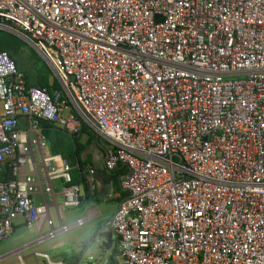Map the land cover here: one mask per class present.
Wrapping results in <instances>:
<instances>
[{
	"label": "built area",
	"instance_id": "obj_1",
	"mask_svg": "<svg viewBox=\"0 0 264 264\" xmlns=\"http://www.w3.org/2000/svg\"><path fill=\"white\" fill-rule=\"evenodd\" d=\"M0 30L62 89L27 88L0 51V241L20 217L40 228L32 197L53 180L81 204L69 160L36 135L45 120L86 126L108 143L105 169L125 168L113 264H264V0H0Z\"/></svg>",
	"mask_w": 264,
	"mask_h": 264
},
{
	"label": "crops",
	"instance_id": "obj_2",
	"mask_svg": "<svg viewBox=\"0 0 264 264\" xmlns=\"http://www.w3.org/2000/svg\"><path fill=\"white\" fill-rule=\"evenodd\" d=\"M35 69V65H33L32 74H35ZM21 70L26 72L29 69L26 65H24L22 66ZM18 128L21 131H28V123L26 121V118L20 119ZM36 135L39 136V134L37 133ZM28 140L30 142L32 150L35 149V135L29 134ZM82 141H85V137H83ZM107 145L108 143L105 139L96 135L95 141L87 145L82 151V168L78 169L76 164L75 166H71L72 180L75 182V184L80 186L81 204L79 206L67 207L62 204L63 197L61 196V189L64 184L61 180L58 179L52 181V195L46 190L33 195L32 198L35 205H41L44 201L46 202V217L42 221L39 229L35 225H33L34 227L28 226L25 219L22 217L17 218L13 221V232H18V235L15 238L21 237L20 240H22L23 243L21 242L20 245H18V247L14 250L10 249L3 252L1 251L0 264H20L19 258H22L24 262L29 258H33L34 264H36L35 259L38 262L41 260V262L46 263V259L38 256L40 254L47 256L48 259L54 262H62L63 264H84L82 263V256L88 251L85 252L81 250V241L72 240L69 241L66 246L59 245L62 242L54 243V241L56 240V238L62 237L65 233H69L71 229L81 227L85 223L90 226L86 231L88 232V234L82 236L91 237L96 229L100 227V225L108 224L112 219L116 211L117 203L122 200L125 195L124 190L120 186V179L121 176L125 173V168L121 165H118L112 170L105 169L104 160ZM89 169L93 171L91 176V183L93 186L92 190L89 189V184L85 180V176L88 173ZM81 179L83 180L82 182L80 181ZM85 187L87 188L89 195L92 196L91 199H87L85 194ZM60 207L65 208L66 211L61 212ZM80 210H82L81 215L79 214ZM51 211H53L52 214ZM78 220H82V223L77 224ZM60 224L68 226V230L59 231ZM44 225L46 228V232L44 235H42L41 232ZM24 227L26 229H24ZM32 228L38 231V236H35L33 232H29ZM52 229L56 230V234L53 237H50L49 234ZM12 239H6L8 240V242L5 243V245L3 244V246L12 245L13 247L14 245L12 244V241H10ZM46 242L51 243L50 245H46ZM70 243L73 245L72 248L71 246H69ZM65 247L66 249L71 248V251L67 252ZM30 250H32L33 252L26 254L25 257L23 255H20L23 251ZM101 251L104 250L102 249ZM112 253V251H109V255H111ZM13 256H16V261L11 260L6 262V260L12 258ZM74 256L75 258L69 261V259L73 258ZM111 256L113 257V259H115V253ZM39 258L41 259L39 260ZM89 258L91 259L92 255H90Z\"/></svg>",
	"mask_w": 264,
	"mask_h": 264
},
{
	"label": "trees",
	"instance_id": "obj_3",
	"mask_svg": "<svg viewBox=\"0 0 264 264\" xmlns=\"http://www.w3.org/2000/svg\"><path fill=\"white\" fill-rule=\"evenodd\" d=\"M11 36V33L0 30V51L8 52L16 67L21 70L25 63L20 60L19 49L16 46L15 41L12 40ZM35 68V74H32L33 71L30 70L26 72L21 70L24 74L27 88L35 87L43 89L50 96L55 90L62 91L61 86L54 77L52 71H50L47 66H42L39 62V66L35 65ZM38 134L39 137L44 141L49 154H60L69 160L71 166H75L76 164L78 169L82 168L83 165V160L81 158L82 151L87 145L91 144L96 139L95 133L86 126L82 128V132L80 134H72L67 131L55 128L52 124L45 120L40 121ZM83 137H85V141H82ZM10 178V167L8 165H4L0 171V181H7ZM80 181L82 182L83 180L81 179ZM73 183L75 182L73 181ZM85 194L87 199L92 198V196L89 195L86 187ZM84 245L85 244H83V246ZM114 251L115 249L113 248L112 254H114ZM111 255L108 264H113L115 262ZM74 258L75 256L70 258L69 261H71V259L73 260Z\"/></svg>",
	"mask_w": 264,
	"mask_h": 264
},
{
	"label": "rangeland",
	"instance_id": "obj_4",
	"mask_svg": "<svg viewBox=\"0 0 264 264\" xmlns=\"http://www.w3.org/2000/svg\"><path fill=\"white\" fill-rule=\"evenodd\" d=\"M11 38H12V40L15 41L16 46L19 49V58H20V60H22V62L25 63V65L28 67V69L30 71H32L33 65H38L39 66V62L41 63L42 66L45 65V66H47V68H49L48 65H47V63L45 62V60L41 57V55L38 53V51L31 44L27 43L22 38L14 35V34H12ZM81 194H82V191H81ZM60 211L63 212V211H66V210H65V208L60 207ZM52 212L53 211H51V214H52ZM79 214L80 215L82 214V210H80ZM89 226L90 225H88V224L85 223L81 227L73 228V229L70 230L69 233L67 232L62 237L56 238V240L54 241V243L62 242L59 245L66 246V244L69 241H72V240L73 241L74 240L81 241L80 242V244H81V250H83L85 252L88 251L87 253H85L82 256V261H83L82 263H84V264H91V263H94V264H108L109 256H110L109 255V251H107V252L101 251L102 249H100L99 243H96L94 245H90L89 246L88 245V242H89V237L90 236H82V235L88 234V232H86V231L89 228ZM29 232H33L35 236H38V231L35 230L34 228H32ZM45 232H46V228H45V225H44L41 234L44 235ZM20 238L21 237H18V238H15V239L10 240V241H12V244L14 245L13 247H12V245H10V246H3V244L5 245V243H7L8 240H6V239H4L3 241L1 240L0 241V253H1V251L3 252L5 250H10V249L14 250V249H16L18 247V245H20L21 242L23 243V241L20 240ZM50 243L51 242H46V245H50ZM83 244H85V245L83 246ZM69 246H71V248H72L73 245L70 243ZM113 246H114L113 248H115L114 253L116 254L117 252H116V246H115V244ZM71 248H67L68 249L67 250L66 247H65V249H66L67 252L71 251ZM111 251H113V250H110V252ZM30 252H33V251L32 250H30V251H23L20 255H23L25 257L26 254H29ZM90 255H92V258L91 259L89 258ZM40 259L41 258H39V260ZM115 259H117V255H115ZM11 260H15L16 261L17 260L16 256H13L12 258H9L8 260H6V262L11 261ZM25 262H26V264H34L33 258H29ZM39 263L40 264H43V262H41V260L39 261Z\"/></svg>",
	"mask_w": 264,
	"mask_h": 264
},
{
	"label": "water",
	"instance_id": "obj_5",
	"mask_svg": "<svg viewBox=\"0 0 264 264\" xmlns=\"http://www.w3.org/2000/svg\"><path fill=\"white\" fill-rule=\"evenodd\" d=\"M24 229H26L24 227ZM18 235V232L14 231L10 235L9 238H15ZM114 235L109 227L108 224L100 225L99 228L96 229V231L92 234V236L89 239L88 245H94L96 243H99L100 249H103L104 252L110 251L113 248L114 245ZM94 264V263H91Z\"/></svg>",
	"mask_w": 264,
	"mask_h": 264
}]
</instances>
